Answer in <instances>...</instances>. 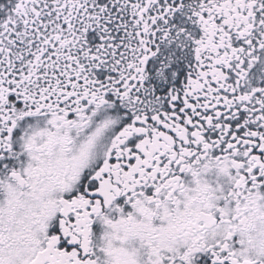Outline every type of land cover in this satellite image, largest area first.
Listing matches in <instances>:
<instances>
[{
    "label": "snow or ice",
    "instance_id": "1",
    "mask_svg": "<svg viewBox=\"0 0 264 264\" xmlns=\"http://www.w3.org/2000/svg\"><path fill=\"white\" fill-rule=\"evenodd\" d=\"M0 264H264V0H0Z\"/></svg>",
    "mask_w": 264,
    "mask_h": 264
}]
</instances>
